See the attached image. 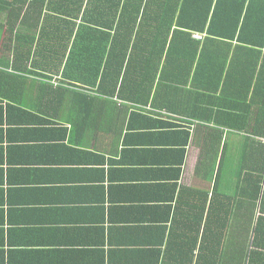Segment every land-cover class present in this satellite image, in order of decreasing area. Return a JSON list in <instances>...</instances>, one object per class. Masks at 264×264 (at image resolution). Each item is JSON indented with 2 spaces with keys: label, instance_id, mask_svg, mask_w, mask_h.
Wrapping results in <instances>:
<instances>
[{
  "label": "crops",
  "instance_id": "obj_1",
  "mask_svg": "<svg viewBox=\"0 0 264 264\" xmlns=\"http://www.w3.org/2000/svg\"><path fill=\"white\" fill-rule=\"evenodd\" d=\"M66 3L18 2L9 21L0 0L12 45L0 53V264H194L208 212L198 192L212 189L195 175L198 151L181 161L156 128L179 124L169 115L65 79L58 50L82 24L65 22ZM31 40L47 54L27 61Z\"/></svg>",
  "mask_w": 264,
  "mask_h": 264
},
{
  "label": "trees",
  "instance_id": "obj_2",
  "mask_svg": "<svg viewBox=\"0 0 264 264\" xmlns=\"http://www.w3.org/2000/svg\"><path fill=\"white\" fill-rule=\"evenodd\" d=\"M28 1L7 0L8 20ZM70 1L65 22L82 24L58 50L65 79L169 115L179 124L156 128L173 136L181 161L190 144L198 151L195 175L212 189L198 192L208 212L194 264H264V0ZM44 50L31 40L19 55Z\"/></svg>",
  "mask_w": 264,
  "mask_h": 264
},
{
  "label": "built area",
  "instance_id": "obj_3",
  "mask_svg": "<svg viewBox=\"0 0 264 264\" xmlns=\"http://www.w3.org/2000/svg\"><path fill=\"white\" fill-rule=\"evenodd\" d=\"M196 38H201V35H199V34H195L194 35Z\"/></svg>",
  "mask_w": 264,
  "mask_h": 264
},
{
  "label": "rangeland",
  "instance_id": "obj_4",
  "mask_svg": "<svg viewBox=\"0 0 264 264\" xmlns=\"http://www.w3.org/2000/svg\"><path fill=\"white\" fill-rule=\"evenodd\" d=\"M232 152H234V151H232Z\"/></svg>",
  "mask_w": 264,
  "mask_h": 264
}]
</instances>
